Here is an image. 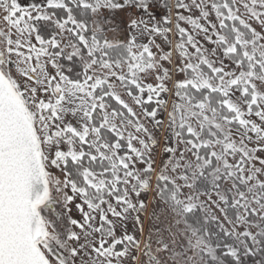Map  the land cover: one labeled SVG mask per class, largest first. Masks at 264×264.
I'll return each mask as SVG.
<instances>
[{"label": "snow or ice", "instance_id": "obj_1", "mask_svg": "<svg viewBox=\"0 0 264 264\" xmlns=\"http://www.w3.org/2000/svg\"><path fill=\"white\" fill-rule=\"evenodd\" d=\"M0 264H264V0H0Z\"/></svg>", "mask_w": 264, "mask_h": 264}]
</instances>
